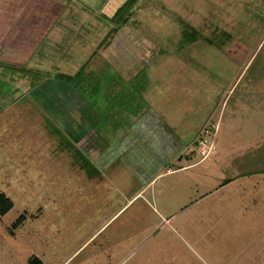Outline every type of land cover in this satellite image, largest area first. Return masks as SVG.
<instances>
[{"label": "rangeland", "instance_id": "374dc122", "mask_svg": "<svg viewBox=\"0 0 264 264\" xmlns=\"http://www.w3.org/2000/svg\"><path fill=\"white\" fill-rule=\"evenodd\" d=\"M4 1L0 264H264V0Z\"/></svg>", "mask_w": 264, "mask_h": 264}, {"label": "trees", "instance_id": "16d2710c", "mask_svg": "<svg viewBox=\"0 0 264 264\" xmlns=\"http://www.w3.org/2000/svg\"><path fill=\"white\" fill-rule=\"evenodd\" d=\"M21 1L23 4L25 1L27 2V0H18V2L14 3L15 6H17V5L21 6ZM139 1L140 0H125L124 3L119 7V9L116 11V14L112 18H109V19L106 18V20H108L112 25L111 32L113 34H114V32L118 31L120 28H122L126 25L131 14L133 13L132 12L133 8L135 7V5ZM2 2L4 4L5 1L3 0L0 3V5H1L0 6V12L2 10L1 7L3 6ZM10 6L13 7V4H9L8 8H10ZM67 6H68V4H66V7ZM77 10H80V9H77ZM2 12H3V10H2ZM2 12L0 13V17H2V18H0V22L7 23L8 20H6V19L8 17L3 16ZM21 19L22 18L18 19L16 21V23H13L14 24L13 27H10V25H13L12 23L7 24V28L9 29V31L1 28V23H0V51L5 50V46L8 45V43L11 44V42L15 40V39H12L10 35L14 34V36H15V33L17 32V28H20V26L23 24L20 21ZM15 28H16V31L12 32L15 30ZM21 34L22 33L19 32V35H21ZM14 42H16V41H14ZM92 74H93V72H89V74L86 72V65H84V67H82L81 70L78 71L75 75L58 74V75L54 76V80H50L49 77H51V76H49V73L45 74V76H47V78H46L47 80H50L53 82L58 81V83H59V81H62V83L61 82L60 83L62 85H64L63 89H67V87L70 88L69 92H67L69 95L76 93L82 99L81 94L86 92L85 88L86 87L90 88L91 87L90 85L96 79L95 76H93ZM90 110H91V112H93V110L91 108H90ZM94 113L95 112H93V115H94ZM96 124L97 123H95L94 125H96ZM101 153H102V150H101ZM235 164H236L237 171H238V174L236 175L235 178L252 176L255 174L264 173V142L262 144L258 145L257 147L247 151L241 159H237ZM233 179L227 180L226 183L233 181ZM12 208H13V202L6 195L0 194V221L2 220V218L5 215H7L12 210ZM25 221H26V216L23 214L15 222V224L13 225V229L14 230L18 229L19 226H21ZM14 230L12 231V229H10L9 232L11 234H14ZM27 264H44V263L39 257H37L34 254H31V255H29V257L27 259Z\"/></svg>", "mask_w": 264, "mask_h": 264}]
</instances>
